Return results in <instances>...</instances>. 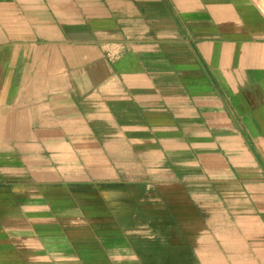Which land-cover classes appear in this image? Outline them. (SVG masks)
<instances>
[{
  "label": "crops",
  "instance_id": "1",
  "mask_svg": "<svg viewBox=\"0 0 264 264\" xmlns=\"http://www.w3.org/2000/svg\"><path fill=\"white\" fill-rule=\"evenodd\" d=\"M0 256L264 264L257 0H0Z\"/></svg>",
  "mask_w": 264,
  "mask_h": 264
},
{
  "label": "rangeland",
  "instance_id": "2",
  "mask_svg": "<svg viewBox=\"0 0 264 264\" xmlns=\"http://www.w3.org/2000/svg\"><path fill=\"white\" fill-rule=\"evenodd\" d=\"M35 259L7 258L0 256V264H35Z\"/></svg>",
  "mask_w": 264,
  "mask_h": 264
},
{
  "label": "built area",
  "instance_id": "3",
  "mask_svg": "<svg viewBox=\"0 0 264 264\" xmlns=\"http://www.w3.org/2000/svg\"><path fill=\"white\" fill-rule=\"evenodd\" d=\"M257 2L262 15L264 16V0H257Z\"/></svg>",
  "mask_w": 264,
  "mask_h": 264
}]
</instances>
